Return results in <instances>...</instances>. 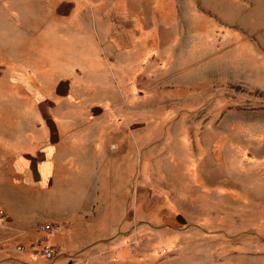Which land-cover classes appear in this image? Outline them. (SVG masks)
<instances>
[{"label":"rangeland","instance_id":"1","mask_svg":"<svg viewBox=\"0 0 264 264\" xmlns=\"http://www.w3.org/2000/svg\"><path fill=\"white\" fill-rule=\"evenodd\" d=\"M60 1L0 0V133L4 69L44 79L47 44L56 63L84 57L73 45L86 32L102 37L100 59L77 69L92 87L75 89L65 111L98 114L118 154L112 168L70 170L79 183L52 186L50 207L23 210L82 211L104 239L133 219L171 226L180 240L165 255L182 264H264V0ZM86 3L133 16L95 25L91 12L109 10ZM2 225L0 264L22 246Z\"/></svg>","mask_w":264,"mask_h":264},{"label":"crops","instance_id":"2","mask_svg":"<svg viewBox=\"0 0 264 264\" xmlns=\"http://www.w3.org/2000/svg\"><path fill=\"white\" fill-rule=\"evenodd\" d=\"M75 3L69 17L73 20L77 13L75 8H79ZM86 4L91 10L102 7H97L96 3ZM101 9L109 11H92V24L133 16L128 8L125 12H114L113 5ZM98 37L95 40L94 36L83 32L84 43L73 47L83 49L85 56L74 53L57 63L53 46L47 44L46 54L41 55L45 62L40 61L45 67L41 69L46 73L44 79L35 76L36 67L35 70L32 66L4 69L12 79L2 83L0 203L7 216L4 221L7 225H2V239L19 240L22 249L10 247L9 257L3 249L2 264H20L22 260L32 264H63L71 256L86 258V264H182L165 255L176 250L180 240L177 229L171 226L143 228L136 226L133 219L121 230L114 229L116 235L104 239L98 235L101 230H97L96 224L88 223V214L82 211L55 215L45 209L23 210V201L46 202V207H50L48 202L53 200L55 184L79 183V178L72 177L70 170L112 168L113 159L116 161L118 147L109 135L96 129L98 114L65 111V107L68 109L71 105L75 89L92 87V81L77 80V69L85 66V72L94 71L96 60L100 59L97 44L102 37ZM18 73L20 77L15 78ZM23 100H28L29 106L24 107ZM45 170L48 171L44 175ZM59 170H63L62 173L59 174ZM80 182L94 183L83 181L81 177ZM42 221L54 222L53 229L40 231L37 224ZM94 232L97 234L93 235ZM42 242L56 244L60 254L51 260L43 258L33 251Z\"/></svg>","mask_w":264,"mask_h":264},{"label":"built area","instance_id":"3","mask_svg":"<svg viewBox=\"0 0 264 264\" xmlns=\"http://www.w3.org/2000/svg\"><path fill=\"white\" fill-rule=\"evenodd\" d=\"M6 212L4 208L0 205V222H4L6 220ZM54 223L52 221H42L38 225V229L43 232H49L53 229ZM16 249H22L20 244L16 245ZM38 252L43 258L51 260L55 256L60 254V250L56 244H52L49 242H42L40 247L37 250H33ZM20 264H32L27 260H22ZM63 264H86V258L82 256H71Z\"/></svg>","mask_w":264,"mask_h":264}]
</instances>
